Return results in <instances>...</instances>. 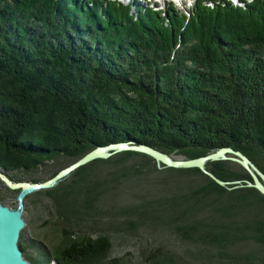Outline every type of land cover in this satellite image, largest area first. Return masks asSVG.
I'll return each instance as SVG.
<instances>
[{
	"label": "trees",
	"instance_id": "1",
	"mask_svg": "<svg viewBox=\"0 0 264 264\" xmlns=\"http://www.w3.org/2000/svg\"><path fill=\"white\" fill-rule=\"evenodd\" d=\"M243 3L196 0L186 15L143 5L134 14L116 0H0L1 168L40 182L41 166L54 163L50 179L97 146L137 141L187 159L231 147L264 172V0ZM206 167L239 182L132 150L96 159L27 196L25 210L40 196L56 221L52 248L34 256L27 240L24 255L127 264L103 231L121 219L130 230L162 226L197 252L264 248V194L251 174L231 160ZM250 255L264 264V253ZM143 259L185 264L160 247Z\"/></svg>",
	"mask_w": 264,
	"mask_h": 264
},
{
	"label": "rangeland",
	"instance_id": "2",
	"mask_svg": "<svg viewBox=\"0 0 264 264\" xmlns=\"http://www.w3.org/2000/svg\"><path fill=\"white\" fill-rule=\"evenodd\" d=\"M120 1L128 3L127 0ZM137 2L140 3L139 5L143 4L144 7H150L147 6V3H150V5L159 9L174 8L176 11L183 12L186 15V12L193 5V0H135V3ZM236 2L234 1V3ZM132 10L136 12L134 7H132ZM171 156L185 159L184 156L176 155L175 153H172ZM64 161H67V159H64ZM55 167L54 163L49 164L48 168L41 166L32 175L40 182L45 181L50 177V173ZM15 173L10 172L9 176L16 177ZM23 177L22 181H32L27 176ZM18 191L19 189L8 187L5 181L0 178V198L4 199L6 205L16 208ZM29 201L31 203L28 204L29 207L24 212L26 226L22 230L20 244L22 245L27 240L30 242L34 241L37 245L30 247L28 252L34 256H39L41 254L39 249L41 246L52 248V239L54 237L52 227L56 220L46 200L40 198V196L32 195ZM121 221L122 219L116 223H109V226L103 231L110 234L113 242L111 257H121L127 264H146L144 263L143 252L149 253L158 247L163 250L177 251L179 255L184 257L185 264H251L245 260L246 255L251 254V259L258 260L257 257L264 253V248L260 244L248 241L241 242L242 245H245L240 251L242 257L224 256L216 248L209 246H207V249L203 248V252L201 249H198L197 252L192 245L185 243L176 234L167 231L162 226L138 224L136 229L130 230V225Z\"/></svg>",
	"mask_w": 264,
	"mask_h": 264
},
{
	"label": "water",
	"instance_id": "3",
	"mask_svg": "<svg viewBox=\"0 0 264 264\" xmlns=\"http://www.w3.org/2000/svg\"><path fill=\"white\" fill-rule=\"evenodd\" d=\"M127 150L148 154L158 163H163L168 167H198L217 183L224 186L230 183H238L239 181L230 182L221 180L213 172L207 169L206 163L217 160L235 161L251 174L253 182L247 181L248 185L257 188L262 194H264V172L247 155L241 151L234 150L231 147H221L217 151L205 156L183 159L174 158L171 154L141 142H116L95 147L77 161L61 169L52 178L42 182L15 181L0 166V178L4 180L11 189H19L17 195L18 204L16 208L6 205L0 198V264H33L25 257L23 247L20 244L22 230L26 226L24 218L25 201L29 194L55 187L75 170L96 159H107L117 153ZM57 263V259H53L48 264Z\"/></svg>",
	"mask_w": 264,
	"mask_h": 264
},
{
	"label": "bare ground",
	"instance_id": "4",
	"mask_svg": "<svg viewBox=\"0 0 264 264\" xmlns=\"http://www.w3.org/2000/svg\"><path fill=\"white\" fill-rule=\"evenodd\" d=\"M229 1H232L233 3H234V1L233 0H229ZM243 1L244 0H239V4L238 5H244V3H243ZM127 5L128 6H132V5H136V4H140V3H135V0H127ZM141 5H143V4H141ZM186 13H189V11H187Z\"/></svg>",
	"mask_w": 264,
	"mask_h": 264
}]
</instances>
